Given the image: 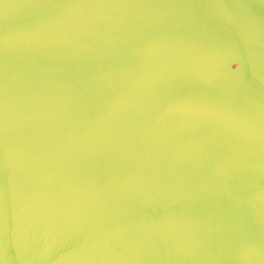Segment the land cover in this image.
Segmentation results:
<instances>
[{
	"label": "water",
	"instance_id": "95a60500",
	"mask_svg": "<svg viewBox=\"0 0 264 264\" xmlns=\"http://www.w3.org/2000/svg\"><path fill=\"white\" fill-rule=\"evenodd\" d=\"M0 264H264V0H0Z\"/></svg>",
	"mask_w": 264,
	"mask_h": 264
}]
</instances>
